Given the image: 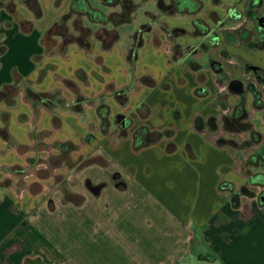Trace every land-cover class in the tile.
<instances>
[{"label": "crops", "instance_id": "0c3cea01", "mask_svg": "<svg viewBox=\"0 0 264 264\" xmlns=\"http://www.w3.org/2000/svg\"><path fill=\"white\" fill-rule=\"evenodd\" d=\"M73 1L38 0L37 18L26 0H0V264H264V203L259 194L243 193L263 187L250 180L264 173L247 175L239 167L245 164L239 142L228 140L254 142L251 134H231L224 126L244 100L262 140L241 149L262 147L245 158L257 166L251 160L264 154V108L254 106L256 89L229 87L256 84L246 65L264 70L253 18L264 14V0L254 13L247 7V16L231 10V18L241 19L236 25L220 14L216 21L198 20L204 5L195 14L177 11L194 17L196 37L147 33L134 72L133 44L121 39L110 51L73 44L65 55L45 53L46 33ZM203 26L204 35L197 32ZM175 42L180 49L173 51ZM66 82L86 100L77 109V93ZM255 86L264 103V85ZM109 87L127 92L126 104ZM26 88L61 91L65 105L37 113ZM102 100L111 108L107 134L97 112ZM121 113L132 120L127 137L116 123ZM142 126L173 136L135 151L132 136ZM68 143L77 149L61 156L60 145ZM43 153L56 165L42 179L65 176L67 189H40L36 180L22 191L4 186L11 171L28 169Z\"/></svg>", "mask_w": 264, "mask_h": 264}, {"label": "trees", "instance_id": "16d2710c", "mask_svg": "<svg viewBox=\"0 0 264 264\" xmlns=\"http://www.w3.org/2000/svg\"><path fill=\"white\" fill-rule=\"evenodd\" d=\"M93 2H100L102 6L115 9L122 7L123 0H74L70 7L69 12L64 15L57 23L53 25L51 29L46 33L43 43L45 48V53L48 55H65L68 51L70 45L76 44L79 47L85 49L86 51H91L94 42H91L90 39L94 38L92 31L88 27H84V22L88 21L93 25H108L112 24L115 26L119 25H129L132 22V10H127L122 8L119 13H113L108 15L102 9L96 7ZM260 1L256 3L253 2L252 8H257L260 6ZM27 7L34 13L37 18H40L42 15V9L38 0H26ZM203 7L202 2L195 0H171L168 10H176L182 13L195 14L198 13ZM74 19V30L67 28L64 30L66 23ZM196 24V23H195ZM54 28H59L54 30ZM257 28V32L259 33ZM148 32L147 27H142L138 30L133 36V45L130 47L128 52V61L132 64L138 59V51L143 46V34ZM197 32L204 35L209 32L208 28L203 26L201 31ZM98 42L101 43V47L104 51H110L119 41L120 37L117 33L110 38L108 42L102 41L98 37H95ZM4 52V48H0V53ZM78 77L84 79L85 75L82 71L78 72ZM73 90L77 93L76 106L85 102L86 100L78 93L77 88L73 86L70 82H67ZM254 95V106L257 109L264 108V103L261 99V93L256 90H252ZM125 91H119L116 93L117 100L126 104L127 97ZM25 99L33 104L36 107V104L42 105L47 109H52L58 106H62L65 102L61 92L55 91L53 93H36L29 88H26ZM140 110V108H139ZM97 112L101 119V130L104 134H107V128L109 126V115L110 108L102 100L97 106ZM124 118V117H123ZM248 112L245 106V101H241L235 108L232 118H226L224 121L225 129L231 134L233 133H250L251 138L254 141L253 143H259L261 136L252 130L251 124L248 122ZM120 127L121 137L128 136V129L132 126V120L123 119L122 122L116 121ZM173 136V131H164L157 132L151 131L147 127H139L133 133V148L135 151H139L143 148L149 147L153 144L160 142L163 139H170ZM175 146L170 144L168 149L173 151ZM77 148L72 144H63L60 145L61 156L72 151H75ZM63 156V157H64ZM258 159H261L264 165V154L261 156H256L252 158V163H258ZM252 185H259L264 187V174H257L253 176L250 180ZM223 188L224 185L222 186ZM230 189V188H229ZM243 193L250 195L246 189L243 190ZM261 203H264V193L261 195Z\"/></svg>", "mask_w": 264, "mask_h": 264}, {"label": "rangeland", "instance_id": "374dc122", "mask_svg": "<svg viewBox=\"0 0 264 264\" xmlns=\"http://www.w3.org/2000/svg\"><path fill=\"white\" fill-rule=\"evenodd\" d=\"M254 1H256V0H201L202 4L204 5V9H203V11L200 12V14H197L195 17L199 18L198 20H200L202 22H205V20H207V18H211V19L216 21L217 17H219L218 14H220V16L225 15L228 22L236 25L237 23H239V21L241 19H235V16H232V18H231L230 14H229L230 11L235 9V11L237 12L236 14H239V15L242 14V15L247 16V14H246L247 7H249L248 14L252 13V12L254 13V10L252 8ZM93 4L96 7L102 9L108 15L113 14V13H119L122 8L123 9L126 8L127 10H132V12H133L132 13V22L129 25L115 26L112 24H108V25L101 26V25H93V24L89 23L88 21H85L84 27L90 28L93 35L95 37H98L102 41L108 42L110 40V38L112 36H114L115 33H117L122 42H124V43L129 42V43L133 44L134 34L138 30H140L142 27L148 28V32L144 33L143 36H145L149 32H153L154 30H156L157 32H159V31L165 32L172 39H174L175 37L176 38H183V37H188L191 35H192V37L195 36V32L193 31V28H191V21H192V18L194 19V17L191 15H187V14L177 13L176 10H171V9L168 10L167 8H168V6H170V0H123L122 7H118L115 9L104 7L101 5L100 2H93ZM257 12H260V11H257ZM66 27L70 28V30H74V19H72L70 22L66 23L64 30L66 29ZM56 29L59 30V28H54V30H56ZM224 31H222V32H224ZM95 37L90 39V41L94 42V44H98L101 46V43L98 42V40H96ZM175 44H176V42L174 44L172 43L173 51H176L179 48L178 45L177 44L175 45ZM189 49H190V46H188V50ZM134 68L135 67L133 65L132 72H134ZM66 84L71 89H73L67 82H66ZM259 88H261V87H259ZM59 92H61V91H59ZM117 92L118 91H116L115 89H113L111 87H109V90L107 91V93H112L114 95H116ZM223 92L226 93L227 89H224ZM102 99H104V97H102ZM64 105H65V103L62 106H64ZM90 105H92V104L90 103ZM62 106H59V107H62ZM108 107L110 108L109 105H108ZM34 108H35L36 112L38 113V109L44 108V106L42 107V105L36 104V107H34ZM110 111H111V108H110ZM118 116L124 117L125 115H124V113H121V115H118ZM110 119H111V112H110ZM34 129H36V126ZM228 140H230L229 142H231L232 140L235 142H239L238 144L240 145V147H239V149L236 150V151H238L237 155L241 160H243V162H245L244 166L240 165L239 167L242 168V170L247 175H254V174H257L259 172L264 173V165L261 167H258L260 165V163L262 162L261 159H258L259 164L258 163H257L258 165L255 164L257 166H254V167L250 166L247 163V160H245V158L250 156V154H254V153L256 154L258 152H262L261 150H263V149L261 146L253 147V149L251 151L245 152L244 150L241 149V147L243 149H245L247 146L251 147L253 145L252 141L251 142L247 141L244 136L239 137V141L237 139H234V138H230V139L228 138ZM262 145L264 146V141L262 142ZM260 154L263 155L262 153H260ZM40 155H42V156H37V157L31 159L32 161L29 162L28 169H18L17 172L11 171V173H13V174L11 175V177H9L7 180H5V182L3 183L4 186H6L8 188L12 187V186L13 187L16 186L17 191H22L23 189L30 187L31 183L29 184V182H32V180H36L35 182L33 181L35 184L34 186H37V188H40V189H41L43 184L48 185V188H50L52 186V184H54V186H52V188L55 187V184L56 185L59 184V188H61L62 191H64L65 188L67 189L68 187L65 186L66 182L64 180L65 176H63L61 178H60V176L59 177L55 176L53 178V180H49V179L43 180L42 179V178L49 177L50 175L53 174V172H54L53 167H54V164L56 165V161H55V158H53V157L47 158L46 157L47 154L43 153ZM77 156L79 158H81L83 155H77ZM92 172L98 173V171L95 169L94 171H89L87 173V175L92 176L91 175ZM106 172H108V171H106ZM29 173L30 174L33 173V175L30 176V178L27 177ZM99 173H102V175L104 174V172H99ZM84 177H88V176H84ZM80 180H81L80 185H82V189H85L86 188L85 181H82V178L81 179L79 178V181ZM52 181H54V182H52ZM32 189L35 190V187L34 188L32 187ZM247 192L250 194V196H252V195L256 196L257 194L262 195L264 193V188L261 187L258 190L256 187L250 186L249 189H247Z\"/></svg>", "mask_w": 264, "mask_h": 264}, {"label": "flooded vegetation", "instance_id": "af4514ba", "mask_svg": "<svg viewBox=\"0 0 264 264\" xmlns=\"http://www.w3.org/2000/svg\"><path fill=\"white\" fill-rule=\"evenodd\" d=\"M257 1H260V3H261L260 6L257 8H261L263 1L262 0H256L254 2H257ZM253 10H255V9L253 8ZM263 17H264V14L253 16V18L256 20L257 28L260 30L259 33L257 32V35H258L257 36L258 37V43L257 44L259 47H262V48H264V25L260 24L259 20ZM250 67H256V66L246 65L245 70H246L247 75L252 74L254 77V82H256V84L261 85V86L264 85V70L257 68V70L254 71V70H251ZM256 84L253 82H248L247 84H245V86L243 85V87H242L243 91L245 88H247V90H250L253 88L257 90V88L255 86Z\"/></svg>", "mask_w": 264, "mask_h": 264}, {"label": "water", "instance_id": "95a60500", "mask_svg": "<svg viewBox=\"0 0 264 264\" xmlns=\"http://www.w3.org/2000/svg\"><path fill=\"white\" fill-rule=\"evenodd\" d=\"M259 22H260V24L264 25V17L261 18V19L259 20ZM250 68H251V70H254V71L257 70V67H250ZM242 87H243V84H242L241 82L234 81V82L230 83V87H229V89H230L231 91H234V92H240V91H242V89H243ZM123 119H124V118H123L122 116H118V117H117V121H118V122H122Z\"/></svg>", "mask_w": 264, "mask_h": 264}]
</instances>
